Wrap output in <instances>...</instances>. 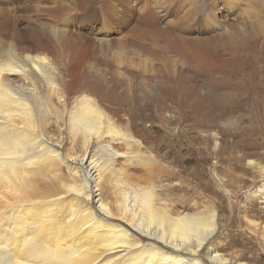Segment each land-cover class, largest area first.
Returning <instances> with one entry per match:
<instances>
[{
	"label": "bare ground",
	"instance_id": "bare-ground-1",
	"mask_svg": "<svg viewBox=\"0 0 264 264\" xmlns=\"http://www.w3.org/2000/svg\"><path fill=\"white\" fill-rule=\"evenodd\" d=\"M52 4L0 0V264H264V225L248 221L249 240L262 247L248 258L229 238L230 226L244 234L234 206L221 218L189 194L174 198L182 188L164 178L178 175L133 152L141 143L116 129L90 91L69 87L62 58L17 46L28 36L66 38L13 26ZM248 197L244 218L252 201L264 204V186Z\"/></svg>",
	"mask_w": 264,
	"mask_h": 264
},
{
	"label": "rangeland",
	"instance_id": "rangeland-1",
	"mask_svg": "<svg viewBox=\"0 0 264 264\" xmlns=\"http://www.w3.org/2000/svg\"><path fill=\"white\" fill-rule=\"evenodd\" d=\"M56 1L57 10L13 26L66 38L28 36L17 46L62 58L69 87L90 91L116 129L141 143L133 152L178 175L164 178L182 188L174 198L189 194L221 218L234 206L244 234L230 226L229 238L260 258L246 226L264 225V204L252 201L249 217L242 210L264 186V0Z\"/></svg>",
	"mask_w": 264,
	"mask_h": 264
}]
</instances>
